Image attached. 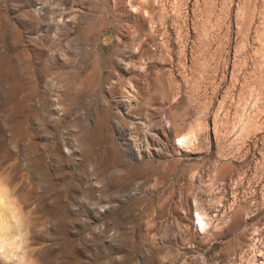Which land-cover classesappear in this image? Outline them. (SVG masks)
I'll return each mask as SVG.
<instances>
[{
  "label": "rangeland",
  "instance_id": "374dc122",
  "mask_svg": "<svg viewBox=\"0 0 264 264\" xmlns=\"http://www.w3.org/2000/svg\"><path fill=\"white\" fill-rule=\"evenodd\" d=\"M0 264H264V0H0Z\"/></svg>",
  "mask_w": 264,
  "mask_h": 264
}]
</instances>
